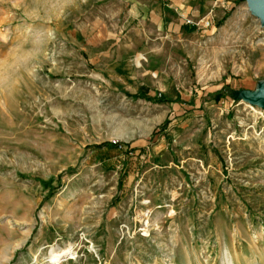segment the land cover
I'll list each match as a JSON object with an SVG mask.
<instances>
[{
    "label": "rangeland",
    "instance_id": "1",
    "mask_svg": "<svg viewBox=\"0 0 264 264\" xmlns=\"http://www.w3.org/2000/svg\"><path fill=\"white\" fill-rule=\"evenodd\" d=\"M0 62V264H264L246 0H0Z\"/></svg>",
    "mask_w": 264,
    "mask_h": 264
},
{
    "label": "water",
    "instance_id": "2",
    "mask_svg": "<svg viewBox=\"0 0 264 264\" xmlns=\"http://www.w3.org/2000/svg\"><path fill=\"white\" fill-rule=\"evenodd\" d=\"M246 1L251 13L257 16L260 19L261 23L264 25V6L260 3H257L255 0H246ZM249 98H250V102L252 103L254 100H261L264 102V88L256 94L249 95Z\"/></svg>",
    "mask_w": 264,
    "mask_h": 264
},
{
    "label": "bare ground",
    "instance_id": "3",
    "mask_svg": "<svg viewBox=\"0 0 264 264\" xmlns=\"http://www.w3.org/2000/svg\"><path fill=\"white\" fill-rule=\"evenodd\" d=\"M253 103L255 104V105H264V102L263 101H261V100H254L253 101ZM66 254H68L67 252H62V253H60L59 255H61V257L62 256H64V255H66ZM225 259H224V263L225 264H233V259H232V257H231V255H228L227 253H225Z\"/></svg>",
    "mask_w": 264,
    "mask_h": 264
},
{
    "label": "trees",
    "instance_id": "4",
    "mask_svg": "<svg viewBox=\"0 0 264 264\" xmlns=\"http://www.w3.org/2000/svg\"><path fill=\"white\" fill-rule=\"evenodd\" d=\"M128 96L131 97V98L140 97V98L145 99V96L144 95L138 94V93L137 94H134V95H128ZM218 96H220V94H218ZM218 96H216V97H218ZM159 100L160 101H163L161 99H159ZM105 146L110 147L111 149H117L118 147H120V145H117L116 143H114V144H112V143H106ZM53 192L54 191H51V193L47 197L50 198L53 195Z\"/></svg>",
    "mask_w": 264,
    "mask_h": 264
},
{
    "label": "clouds",
    "instance_id": "5",
    "mask_svg": "<svg viewBox=\"0 0 264 264\" xmlns=\"http://www.w3.org/2000/svg\"><path fill=\"white\" fill-rule=\"evenodd\" d=\"M3 72H4L3 62H0V75H2Z\"/></svg>",
    "mask_w": 264,
    "mask_h": 264
},
{
    "label": "built area",
    "instance_id": "6",
    "mask_svg": "<svg viewBox=\"0 0 264 264\" xmlns=\"http://www.w3.org/2000/svg\"><path fill=\"white\" fill-rule=\"evenodd\" d=\"M209 24H210V23H209L208 21H206L204 25H205V26H209Z\"/></svg>",
    "mask_w": 264,
    "mask_h": 264
}]
</instances>
